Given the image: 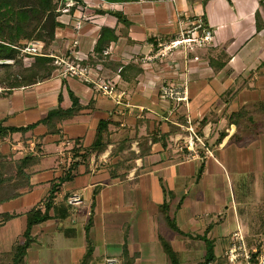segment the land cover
Segmentation results:
<instances>
[{
  "label": "crops",
  "instance_id": "1",
  "mask_svg": "<svg viewBox=\"0 0 264 264\" xmlns=\"http://www.w3.org/2000/svg\"><path fill=\"white\" fill-rule=\"evenodd\" d=\"M79 3L84 9L77 5L71 15H60L50 51L90 62L96 59L102 28L114 29L117 40L91 64L128 91L130 106L117 105L90 81L58 71L32 85L3 87L0 125L35 126L0 134V160H38L29 180L15 183L19 195L0 203V215H10L0 223L2 262L13 264L6 256L15 244L25 243L28 212L37 206L45 211L49 205L48 219L32 227V242L19 264H82L90 246L89 264H105L107 258L119 264H197L206 259V238L215 255L209 264H231L225 254L233 232L241 229L249 238L264 234L258 209L264 206V186L257 185V198L245 203L246 196L233 197L225 184L228 172L264 176V128L247 137L249 118L237 124L228 118L264 103V0ZM80 13L88 20L78 29ZM189 30L193 36L211 31L213 40L160 55L164 45ZM137 67L142 70L136 75ZM164 84L187 85L188 107L164 98ZM72 94L79 102L75 115L51 126L41 123L50 112L71 108ZM258 114L257 122L264 117ZM188 115L213 156L188 160L187 150L176 149L175 139L188 134ZM204 118L208 122L202 125ZM101 121L108 126L98 151L94 145ZM66 139L73 141L68 148L73 146L74 159L65 169ZM68 172L72 177L47 201ZM76 191L84 202L72 206L67 197ZM244 204L249 209L242 215ZM162 237L170 241L175 262Z\"/></svg>",
  "mask_w": 264,
  "mask_h": 264
},
{
  "label": "trees",
  "instance_id": "2",
  "mask_svg": "<svg viewBox=\"0 0 264 264\" xmlns=\"http://www.w3.org/2000/svg\"><path fill=\"white\" fill-rule=\"evenodd\" d=\"M107 1L133 2L139 0ZM62 2L63 0H0V59H14L16 62V67L11 66L10 64L2 65L4 74L0 75V85H3L5 89L11 90L14 88L32 85L39 81L51 78L54 73L57 72V66L54 64L53 58L45 55H38L36 57V61L31 67H24L22 60L19 58L18 49L13 46H20V44L25 41L41 40L45 43L43 53H46L44 51H47V48L54 42L56 38V30L61 25L59 21L61 11H59V8ZM261 27L262 26L258 22V28L260 29ZM117 38L118 36L116 35L114 29L103 27L101 30V36L96 46V59L92 58L90 62L97 63L100 59H102L104 49L107 48L112 41L117 40ZM129 67L125 68V70L129 69ZM141 70V67H137L135 74L137 75L141 72ZM72 97L73 105L71 108H59L54 110L50 112L41 123H46L51 126L54 122L63 121L64 119L75 115L79 108V102L74 94H72ZM257 110L242 109L237 113L230 114L228 118L229 121L234 124H237L241 118H249L247 119V130L251 137L259 131V129L264 128V126H262L264 123V117L259 118V122L255 119L256 113H260L264 116V103H261L259 109ZM207 122L208 118H204L201 124L205 125ZM34 126L35 125L6 129L0 125V134L28 131ZM107 126L108 123L106 121H101L99 123L94 145V148L98 149V151L103 150V147L101 146L102 136L106 131ZM145 140L147 143L148 138ZM76 156H78V154H75L74 157ZM133 156L134 158L136 157L135 155ZM37 160L38 159L36 157H26L18 160L8 158L0 160V203L14 199L19 195L15 188V183L21 184L29 180L31 168L35 165ZM71 177V172H68L64 177L60 178L53 186L51 195L47 201L52 200L54 192L57 190V186ZM47 209L43 211L39 206H37L28 212V227L25 232L26 241L24 244H15L13 252L6 256L7 260L10 257L13 264H19L22 262L26 251L32 242L31 229L35 224L48 219L49 215ZM9 218L10 215L1 214L0 223L1 221H6ZM162 241L166 252L175 262L176 253L173 251L170 241L163 239V237ZM205 241L208 243V253L206 255V259L197 264H209L215 258L212 242L207 238ZM1 257L2 256H0V258ZM91 257L92 248L90 246L82 264H89ZM4 258V256L1 258L2 261Z\"/></svg>",
  "mask_w": 264,
  "mask_h": 264
},
{
  "label": "built area",
  "instance_id": "3",
  "mask_svg": "<svg viewBox=\"0 0 264 264\" xmlns=\"http://www.w3.org/2000/svg\"><path fill=\"white\" fill-rule=\"evenodd\" d=\"M80 9H84L82 4H78L77 6ZM67 7L61 6L59 11L61 14H69L71 15V10ZM83 11V10H80ZM75 16V15H74ZM77 24L76 28L80 29L83 25L84 21L88 20V17L84 13H80L76 16ZM201 25H199L200 27ZM188 37L182 35L180 38L173 40L170 45L163 46L160 50V55L165 56L169 53L171 48L173 47H180L182 45H188L192 43H197L200 46L206 45L213 40V34L211 31H206L202 35L193 36L192 30L188 31ZM163 45V44H162ZM16 49H19L24 55L25 59H29V56H37V55H47L48 57L53 58L55 65L57 66V71L61 76L64 77H76L83 81H90L94 83L95 86L101 91L103 95H106L112 98L117 105L119 106H130V102L128 99V91L120 88L116 81L105 78L97 72L96 68L91 64V62L87 60H82L80 58H75L70 55H56L52 51L49 54H43V50L45 48V43L41 40H31L23 42L20 46H13ZM105 54L108 53V50L104 51ZM4 62H12L11 60H2ZM0 61V62H2ZM4 88L0 86V92ZM161 93L164 98H167L172 101H176L178 103H185L188 107L189 102V89L188 86H180L177 84H164L161 86ZM143 111V110H141ZM187 125L186 130L188 132L187 136L182 138H176L174 143L176 149L178 151L187 150V159L188 160H203L209 156H213L212 150L209 148L203 137L200 135L199 130L197 129L196 125L194 124L193 118L191 115L186 116ZM66 149L62 151V156L65 160L61 162V164L66 169L68 164L73 161V156L70 155V151L73 149L68 148L73 141L66 139L65 140ZM32 149H35L36 142H31ZM69 154V155H68ZM67 201L72 206H79L82 205L84 202L83 196L81 192H73L67 197ZM233 238L239 240V246L233 245L227 249L226 255L228 256V260L231 264H237L239 262L240 257H245L247 259L248 264H264V245L259 249L253 252L254 261L252 255L246 251V247H243V234L241 229L233 232ZM243 251V252H242ZM105 264H119L116 258H107Z\"/></svg>",
  "mask_w": 264,
  "mask_h": 264
},
{
  "label": "rangeland",
  "instance_id": "4",
  "mask_svg": "<svg viewBox=\"0 0 264 264\" xmlns=\"http://www.w3.org/2000/svg\"><path fill=\"white\" fill-rule=\"evenodd\" d=\"M68 9L72 10L73 8H68ZM189 35H191V34H189L188 32L185 34L186 37H188ZM192 45H193V43L190 44L189 46H192ZM50 48H51V46H49L47 48V51H44L46 53H43V54H49L51 52ZM18 51H19V58L22 60L24 67H31L32 64L36 61V57L38 55L37 56H29V59L27 60V59H25V55L19 49H18ZM45 56H47V55H45ZM2 60H11L12 62H4ZM0 61H2V62H0V75L4 74V69L2 68L3 64H10L11 66L16 67V62L14 59H0ZM0 86L3 87V85H0ZM259 115H261V114L259 113L258 116ZM262 126H264V123ZM247 127L248 126L246 123L245 129ZM246 135H247V137H250L249 132ZM225 184H226L227 188L229 190H231L233 197H234L235 193L237 194L238 198H241L240 196H242V197L246 196L243 198L242 201H244L245 203H247V202L252 203V201H254L255 198H257V194L255 192L257 185H262V187L264 186V176L262 174L254 175L253 172H247L241 176L236 177V175H233L232 173L228 172L225 176ZM245 208L249 209V205L244 204L241 206L242 215H243V211ZM258 209L260 211L259 217H261L262 215L264 216V206H263V208H261V209L258 208ZM242 234L244 236L243 237V241H244L243 247H246V251L249 252V254L252 255V257H253V259L251 261H254L255 255H253V252L255 250H259L264 245V234H262L260 236L252 237V238L247 237L246 233H244L243 231H242ZM233 245L239 246V240L232 237L230 246H233ZM225 257L228 260V256L226 254H225ZM228 262H229V260H228ZM0 264H7V261H5V263H3L2 259L0 258ZM237 264H248V262H247V259L245 257H240L239 262H237Z\"/></svg>",
  "mask_w": 264,
  "mask_h": 264
},
{
  "label": "water",
  "instance_id": "5",
  "mask_svg": "<svg viewBox=\"0 0 264 264\" xmlns=\"http://www.w3.org/2000/svg\"><path fill=\"white\" fill-rule=\"evenodd\" d=\"M63 4L67 7H75L79 4V0H64Z\"/></svg>",
  "mask_w": 264,
  "mask_h": 264
}]
</instances>
